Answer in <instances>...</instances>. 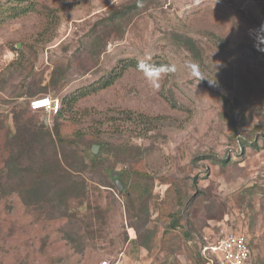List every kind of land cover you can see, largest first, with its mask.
<instances>
[{
    "label": "rangeland",
    "instance_id": "obj_1",
    "mask_svg": "<svg viewBox=\"0 0 264 264\" xmlns=\"http://www.w3.org/2000/svg\"><path fill=\"white\" fill-rule=\"evenodd\" d=\"M136 1L0 0V176L22 150L26 177L48 166L0 193V264H201L204 240L229 231L264 264V52L250 35L264 0ZM146 57L177 65L158 90L137 70ZM68 94L62 115L30 109ZM145 198L148 249L132 218ZM172 215L191 225L165 234Z\"/></svg>",
    "mask_w": 264,
    "mask_h": 264
},
{
    "label": "trees",
    "instance_id": "obj_2",
    "mask_svg": "<svg viewBox=\"0 0 264 264\" xmlns=\"http://www.w3.org/2000/svg\"><path fill=\"white\" fill-rule=\"evenodd\" d=\"M143 0H137V2H141ZM135 3V5H136ZM120 14H123L122 13V10H118L114 17L116 15H120ZM133 63V62H132ZM132 65V64H130ZM128 67V66H127ZM125 66V68H127ZM114 77L113 78H110L109 80L107 81H104L102 82L98 87H94V90L98 89V88H102V87H106L107 85H109L113 80H114ZM77 95H73V94H68L67 96H65L62 100V107L58 110V114L59 115H62L63 111H66V110H70L72 105L74 104V102H76L77 100ZM232 119V118H231ZM232 124L236 125L234 120H232ZM60 127V128H59ZM59 132L61 134H58V138L60 141H65V142H69L71 143L72 140H68V139H71V138H68L66 135H65V129H67V127L65 125H61L59 126ZM64 132V133H63ZM81 135H78V134H73L72 136L75 137V138H79V139H84L83 137L85 136L86 133H81ZM92 137V136H91ZM89 137V140L88 141H91V138ZM88 138V137H87ZM94 140V139H93ZM65 142H62V143H65ZM95 143L99 144L102 148H106L108 142H101L99 138H97L95 140ZM90 150V149H89ZM91 152V151H90ZM28 156V152H26V150H22L20 155L16 156V155H10V157L8 158L7 162L5 163L6 166L8 167L7 171L5 173H3L1 176H0V193L2 195H10L11 192L13 190H18L20 193L23 191L24 188H27L30 184H32V182H30L31 180H36V178L40 175V174H45V172L42 171V169L45 171L48 166H45L43 168H37L39 169L37 172L35 171V175L31 176L30 178L29 177H26L27 174H28V171H29V168L28 167H25L26 166V162H27V157ZM57 157V156H56ZM99 157V155L97 154H92V159H97ZM226 160L222 159L220 160L218 163H220L221 165L225 163ZM33 168L35 166H32ZM49 167L51 169L53 168H61V169H64L63 167V164L61 163V161L58 160L56 161V163H50L49 164ZM42 173H41V171ZM120 173V176L122 177L126 171L125 170H121V171H117ZM111 173V172H110ZM120 176H119V179H120ZM38 180V178H37ZM40 180V178H39ZM3 181H5V183H3ZM121 181V180H120ZM122 182V181H121ZM34 183V182H33ZM18 188V189H17ZM145 192H150V187L148 186V188H145ZM23 198V196H22ZM24 199V198H23ZM47 202H50L52 204V200H51V196H47L45 202L44 203H47ZM147 202V198H145L144 200V203L142 204L141 207L139 208H135V212L132 214V218L134 219L135 217H137V221L133 220V227L137 230V233L139 235V240H140V243L141 245H143L145 248H147V244H146V239H147V236L142 238L141 237V234H139V228L140 226H143L147 220H148V217H144V213L143 212H146L145 210V204ZM39 205L43 206L42 203H39ZM171 219L169 220V222L167 224H165L166 226V229L167 231L165 232V234H173L174 230L176 229V227H178L180 225V223H183V222H186V224H188L189 226L191 225V222L188 220H185L183 219L182 217H178L176 215H173L170 217ZM72 222V220H69ZM151 233V232H150ZM155 237L154 234H151L149 236L148 234V238L150 240H153ZM168 239V238H167ZM167 239H164V235H163V242L166 243V240ZM169 243V242H167ZM148 249V248H147ZM199 258V257H198ZM255 264V263H254Z\"/></svg>",
    "mask_w": 264,
    "mask_h": 264
},
{
    "label": "built area",
    "instance_id": "obj_3",
    "mask_svg": "<svg viewBox=\"0 0 264 264\" xmlns=\"http://www.w3.org/2000/svg\"><path fill=\"white\" fill-rule=\"evenodd\" d=\"M30 109L57 113L60 103L50 97H35L29 101ZM201 264H254L250 240L242 232L229 231L212 240L205 239L198 253ZM96 264H111L101 259Z\"/></svg>",
    "mask_w": 264,
    "mask_h": 264
},
{
    "label": "clouds",
    "instance_id": "obj_4",
    "mask_svg": "<svg viewBox=\"0 0 264 264\" xmlns=\"http://www.w3.org/2000/svg\"><path fill=\"white\" fill-rule=\"evenodd\" d=\"M250 35L253 37L254 47L258 51L264 52V23L258 29L250 30ZM150 60L151 57L138 59L136 67L138 71L143 73L144 78L149 82L151 87L158 90L161 76L176 73L178 68L174 63L157 65L151 63ZM183 68L199 80L205 78L201 75L198 65L192 61H185Z\"/></svg>",
    "mask_w": 264,
    "mask_h": 264
},
{
    "label": "water",
    "instance_id": "obj_5",
    "mask_svg": "<svg viewBox=\"0 0 264 264\" xmlns=\"http://www.w3.org/2000/svg\"><path fill=\"white\" fill-rule=\"evenodd\" d=\"M98 148H99V146L96 145V144H94V145L92 146V152H93V153H97V152H98ZM110 176L112 177L113 182H114V185L116 186V188H117L119 191L122 190V188H123V184H122V182H121L120 179H119L120 173L117 172V171H111Z\"/></svg>",
    "mask_w": 264,
    "mask_h": 264
}]
</instances>
